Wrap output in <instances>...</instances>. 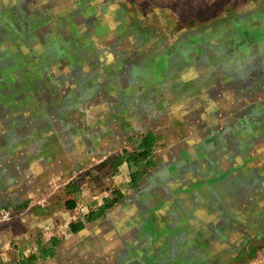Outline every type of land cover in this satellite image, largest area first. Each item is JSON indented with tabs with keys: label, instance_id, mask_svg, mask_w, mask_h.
<instances>
[{
	"label": "rangeland",
	"instance_id": "1",
	"mask_svg": "<svg viewBox=\"0 0 264 264\" xmlns=\"http://www.w3.org/2000/svg\"><path fill=\"white\" fill-rule=\"evenodd\" d=\"M35 2L0 0V31L41 24L27 11ZM250 3L226 0L225 19L194 21L210 25L204 29L162 19L154 32L149 25L110 28L115 13L127 23L128 4L67 0L60 23L65 35L56 32L45 49L41 39L38 47H16L1 37L0 86L10 93L19 78L17 95H23L0 96V257L18 247L29 257L40 254V240L68 235L59 221L78 220L89 206L65 216L59 206L77 192L98 201L116 183L117 164L130 158L131 186L146 188L151 201L160 200L153 188L176 189L173 203L180 195L193 206L189 191L199 189L198 209L208 216L210 236L219 237L210 259L199 264H264V18L255 17ZM186 6L197 12L206 4L190 0ZM132 10L137 24H148L141 9ZM102 35L129 50L92 51ZM46 60L63 64L48 67ZM59 128L69 140L77 134L76 148L58 138ZM150 134L151 146L143 145ZM122 175L132 174L126 169Z\"/></svg>",
	"mask_w": 264,
	"mask_h": 264
},
{
	"label": "crops",
	"instance_id": "2",
	"mask_svg": "<svg viewBox=\"0 0 264 264\" xmlns=\"http://www.w3.org/2000/svg\"><path fill=\"white\" fill-rule=\"evenodd\" d=\"M66 1L37 0L35 4H29L27 11L31 15V18L41 19V24L29 27L27 30L15 26V30H12L9 34L0 31V48L3 49L6 46L1 41L2 36H9V42L11 45L15 44L16 47L23 45L24 42L29 46L36 44V47H38L41 42L35 41L41 39L43 49L47 47L46 43H49L50 39L55 37L56 32L57 35H61V38L64 37L65 34L61 33L60 23L65 18L62 15L61 8ZM80 1L72 0V3L75 4ZM106 1H109V4H128L129 11L127 13L129 15L127 16V23L119 16L122 12L115 13V16L109 19L110 23H113L110 28L114 30L118 26L122 29L124 26L125 28L133 27L136 29L137 27L146 28L149 25V28L153 29L154 32H160L162 27L158 21L162 19L170 20L171 26H177V23L173 22L174 20L179 19L181 21L183 19L187 21L189 28L199 30L201 28H207L210 25L203 23L199 27V25H196L199 22L194 23V21L200 20L202 22L204 20H215L222 17L225 19L227 16L224 14L226 0H212V3L211 0H204L206 7L201 8L197 12L189 10L191 7L186 6L190 0ZM93 2L100 3L101 0H93ZM250 2L249 9L255 12V17L261 16L264 18V0H250ZM11 4H13V1ZM135 6L142 11V14L140 13L141 20L147 21L148 24H145L143 21L142 24H137L139 21L138 16L131 12ZM163 13H169V16ZM131 14H134L133 17ZM18 16L16 12L15 24L18 23ZM130 21L133 22L130 23ZM115 22L118 24H114ZM255 26L259 28L261 25L255 24ZM142 33L146 35L148 31L146 30ZM198 33L202 34L201 32ZM99 38L101 43L95 45V49H92L96 53H112L129 50L128 48L115 47V43L110 42L103 35ZM60 39L58 40L59 43ZM62 44L65 43L62 42ZM63 51L66 54L67 48L63 47ZM68 51L71 50L68 48ZM139 51L141 50L139 49ZM72 58L74 59L75 57ZM73 59L71 61L72 66H74L72 63ZM27 61L29 63L32 60ZM45 62L47 66L50 65L48 67H53L50 63L56 62L57 64L54 65L55 68L63 64V61L60 62V60H46ZM17 63H14V65H17ZM75 63L77 62L75 61ZM90 65L91 63L89 62L87 67ZM59 77L57 76L59 80L57 82L61 83L62 81ZM22 83L23 81L17 78L13 84H10V93H8V89H2V86H0L1 98L4 96H22L23 92L17 95V90L18 92L20 91L19 88ZM1 89L3 90L2 92ZM44 108L48 109L49 106L44 104ZM57 135L60 140L63 138L64 141H70L71 147L76 148L78 139L76 133L71 134V140H69L70 136L62 134V130L59 128ZM34 163L33 161L29 164ZM117 165L119 172L115 176H112V179H115L116 183L113 184V187H109L105 192H102L101 195H97V198H99L97 199L98 201H94L90 197H87L88 199L86 200L85 197L81 196V193L77 192L75 197H68L69 199L59 206L58 213H63L64 216L69 211L80 210L84 204H88L89 206L80 219L74 220L69 218L68 221H59L57 226L67 228L69 230L68 235L61 239L59 237H51L46 239L48 241L43 242L40 240L39 243L43 253H35L30 257L29 255H25V250L21 247L15 249L17 253H9L7 251V253H4L0 257V264H67L68 260H73L70 264H119L115 261H121V264H182V261H186V264H199L197 260H209V253H211L214 247L219 246V243L216 245V242H213V240L219 239V237L215 235L210 236L212 232L209 228L210 221L208 216H205L203 211L198 209L201 205L200 201L203 200L198 192L199 189L189 191L190 194H193L192 198H194V201H197L193 206H188L184 196L181 197L180 195L174 197L178 199V204L173 203L174 199H172L171 193L175 192L176 189H168L165 190L166 192L158 188L151 189L156 192L160 199L159 202H154L156 200L153 198L152 201L150 200L151 197L147 195L146 188L139 189L135 188L136 186H131V180L135 174L130 171L132 168L130 160L128 158L122 159ZM126 169L133 177L131 175L130 178H127V176L122 175L126 172ZM71 191L68 190V192ZM68 200L74 203L73 208L67 206ZM108 204H111V206L108 207ZM194 209L193 214L189 213ZM91 213L96 214V217L89 220L88 217ZM185 214H187V218L183 216ZM39 217L46 218L49 217V214H43ZM78 225L81 226L80 230H78ZM41 228L48 230L50 227L47 224L42 225ZM21 240H23V243L28 244V241L24 237H21ZM43 244L46 245L43 246ZM207 253L208 255H206ZM36 257V263H29Z\"/></svg>",
	"mask_w": 264,
	"mask_h": 264
},
{
	"label": "trees",
	"instance_id": "3",
	"mask_svg": "<svg viewBox=\"0 0 264 264\" xmlns=\"http://www.w3.org/2000/svg\"><path fill=\"white\" fill-rule=\"evenodd\" d=\"M152 140H153V134H150V135H147V136H145L144 137V140H143V145H144V143L145 144H148L149 146H151V144H152ZM150 148V147H149ZM148 152V151H147ZM147 152H141L139 155H146L147 154ZM128 160H130V158L128 159ZM134 178V177H133ZM112 204V203H111ZM111 204H108V207L109 206H111ZM67 206L69 207V208H73L74 207V203L72 202V201H67ZM100 213V212H99ZM96 214H90L89 215V219H93V218H95L96 216H95ZM98 216V215H97ZM81 226H79L78 225V228H80Z\"/></svg>",
	"mask_w": 264,
	"mask_h": 264
},
{
	"label": "flooded vegetation",
	"instance_id": "4",
	"mask_svg": "<svg viewBox=\"0 0 264 264\" xmlns=\"http://www.w3.org/2000/svg\"><path fill=\"white\" fill-rule=\"evenodd\" d=\"M151 31H154L153 29H151ZM159 38V37H158ZM158 42H160V43H163V44H165L164 46H163V50L164 51H167V49H168V47L166 46V44L168 45L169 43L164 39V38H160V39H158ZM167 42V43H166ZM159 48V50H161L162 48H160V47H158Z\"/></svg>",
	"mask_w": 264,
	"mask_h": 264
}]
</instances>
